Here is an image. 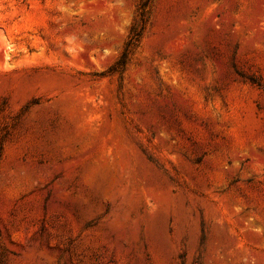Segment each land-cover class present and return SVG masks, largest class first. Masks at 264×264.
Returning <instances> with one entry per match:
<instances>
[{
  "label": "rangeland",
  "instance_id": "rangeland-1",
  "mask_svg": "<svg viewBox=\"0 0 264 264\" xmlns=\"http://www.w3.org/2000/svg\"><path fill=\"white\" fill-rule=\"evenodd\" d=\"M0 264H264V0H0Z\"/></svg>",
  "mask_w": 264,
  "mask_h": 264
}]
</instances>
